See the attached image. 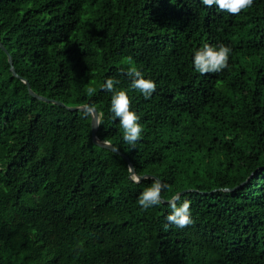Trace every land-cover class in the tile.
<instances>
[{
    "label": "trees",
    "instance_id": "obj_1",
    "mask_svg": "<svg viewBox=\"0 0 264 264\" xmlns=\"http://www.w3.org/2000/svg\"><path fill=\"white\" fill-rule=\"evenodd\" d=\"M0 42V264H264V0L237 16L200 0H0ZM205 43L232 49L226 69L195 71ZM110 77L140 117L134 146ZM83 104L140 181L69 109ZM154 179L166 201L143 210ZM182 191L180 229L167 216Z\"/></svg>",
    "mask_w": 264,
    "mask_h": 264
},
{
    "label": "clouds",
    "instance_id": "obj_2",
    "mask_svg": "<svg viewBox=\"0 0 264 264\" xmlns=\"http://www.w3.org/2000/svg\"><path fill=\"white\" fill-rule=\"evenodd\" d=\"M200 2L208 8L216 6L220 11L227 12L233 16L239 15L246 9L251 8L254 4V0H200ZM231 52L232 49L229 46L223 44L212 46L205 43L194 54L193 64L195 71L201 75L223 71L228 67ZM131 60L132 58L128 57V61L131 62ZM127 75L132 77L131 87L133 89L139 90L145 99L151 98L152 94L156 91V83L153 80L146 79L142 71L135 67L130 68ZM119 83L120 81L115 78H107L103 85V90L113 93L110 108V111L114 113L113 119L119 120V124L123 129V140L134 146L141 138L143 127L139 123L140 117L131 110L132 100L128 93L125 90H117L114 87ZM95 92L96 89L94 87H87V94L89 96L94 95ZM81 108L86 117L96 112V106L94 104H83ZM101 123L102 121L97 117L95 126L98 127ZM102 143L108 144L110 141L104 139ZM166 187L167 185L154 179L151 185L139 196L137 201L139 206L143 210H148L159 205L162 202V192ZM191 203L188 199L181 201L179 194L173 196L169 202L171 213L167 216V221L180 229L192 224ZM164 227L167 230L168 224L164 225Z\"/></svg>",
    "mask_w": 264,
    "mask_h": 264
},
{
    "label": "water",
    "instance_id": "obj_3",
    "mask_svg": "<svg viewBox=\"0 0 264 264\" xmlns=\"http://www.w3.org/2000/svg\"><path fill=\"white\" fill-rule=\"evenodd\" d=\"M0 47L3 48L5 51H7L6 48H5V46H4L1 42H0ZM9 62L11 63V70L13 71V74H14L15 76L20 77V76L18 75L17 71L15 70L13 64H12L13 61H12V56H11L10 54H9ZM20 78H21L25 83H27V85H28V87H29V90H30V93H31L33 96H35V97H37V98H39V99H41V100H49V99H47V98H45V97H43V96H40V95H38L37 93H35V92L31 89L30 83L28 82L27 79H24V78H22V77H20ZM53 101H54V100H53ZM54 102H55V103H58V104H60V105L63 104L62 102H59V101H54ZM69 109H70V110H83V109L81 108V106H78V107H69ZM97 117L100 119V114H99L98 110L96 109V112L92 115V135H93V140H94V142L97 143L98 145L102 146V147H106V148H108V149H111L112 151H115V152H117V153L122 154V153L120 152V150L117 149L116 147H114L111 143L104 144V143H102V140H100V139L98 138V136H97V132H98V128H99V126H98V127L95 126V120L97 119ZM122 155L125 157V159H127V160L129 161V166H130V170H131V176L134 177L133 179L136 180V181H140V180L142 179V177H141V176H138V175L136 174V171H135L134 165L132 164V162H130L129 157L126 156V155H124V154H122ZM185 192H186V191H182L181 193H178V194L181 195V194H183V193H185ZM161 200L164 201V202L166 201V200H164V199H162V198H161Z\"/></svg>",
    "mask_w": 264,
    "mask_h": 264
}]
</instances>
